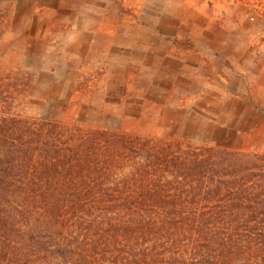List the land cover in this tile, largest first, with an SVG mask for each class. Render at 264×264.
Wrapping results in <instances>:
<instances>
[{
  "label": "rangeland",
  "instance_id": "obj_1",
  "mask_svg": "<svg viewBox=\"0 0 264 264\" xmlns=\"http://www.w3.org/2000/svg\"><path fill=\"white\" fill-rule=\"evenodd\" d=\"M0 85L19 117L264 154V0H0Z\"/></svg>",
  "mask_w": 264,
  "mask_h": 264
},
{
  "label": "trees",
  "instance_id": "obj_2",
  "mask_svg": "<svg viewBox=\"0 0 264 264\" xmlns=\"http://www.w3.org/2000/svg\"><path fill=\"white\" fill-rule=\"evenodd\" d=\"M6 108L0 264H264V154L170 152Z\"/></svg>",
  "mask_w": 264,
  "mask_h": 264
}]
</instances>
